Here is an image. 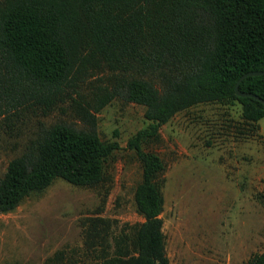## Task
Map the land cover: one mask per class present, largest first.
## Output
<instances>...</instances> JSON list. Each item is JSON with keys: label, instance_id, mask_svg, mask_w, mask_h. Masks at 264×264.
<instances>
[{"label": "trees", "instance_id": "obj_1", "mask_svg": "<svg viewBox=\"0 0 264 264\" xmlns=\"http://www.w3.org/2000/svg\"><path fill=\"white\" fill-rule=\"evenodd\" d=\"M258 70L264 0H0V132L36 122L0 174V213L57 178L98 186L117 144L99 138L94 114L112 99L135 103L147 125L126 146L140 166L132 197L142 221L112 234L110 244L89 224L85 250L97 251L99 264H171L160 217L163 163L142 144L199 103L236 102L242 125L256 127L264 105L236 95L234 83ZM238 90L264 99V74L245 76ZM57 108L83 125L40 120ZM61 259L55 253L43 264ZM246 264H264V249Z\"/></svg>", "mask_w": 264, "mask_h": 264}, {"label": "rangeland", "instance_id": "obj_2", "mask_svg": "<svg viewBox=\"0 0 264 264\" xmlns=\"http://www.w3.org/2000/svg\"><path fill=\"white\" fill-rule=\"evenodd\" d=\"M94 115L99 138L117 144L104 180L86 188L57 178L0 213V264H43L55 253L65 264H99L97 251L85 250L86 227L95 224L110 244L112 234L142 221L132 197L140 166L126 141L147 125L143 106L112 99ZM40 120L83 125L60 108ZM35 124L30 118L0 132V174ZM157 134L142 147L163 163L160 217L169 262L246 264L264 249V116L250 127L236 102L199 103L175 113Z\"/></svg>", "mask_w": 264, "mask_h": 264}, {"label": "water", "instance_id": "obj_3", "mask_svg": "<svg viewBox=\"0 0 264 264\" xmlns=\"http://www.w3.org/2000/svg\"><path fill=\"white\" fill-rule=\"evenodd\" d=\"M260 74H264V70H258V71H248L243 73L242 75L239 76V78L236 80V82L234 83V92L236 95L238 96H247V97H252L256 100H258L260 103H262L264 105V99L256 96L255 94L252 93H245V92H240L238 90V84L241 81V79H243L245 76H253V75H260Z\"/></svg>", "mask_w": 264, "mask_h": 264}]
</instances>
